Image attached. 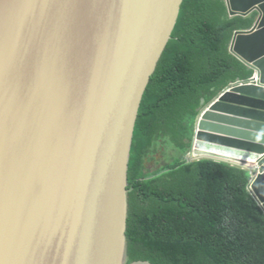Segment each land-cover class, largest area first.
I'll list each match as a JSON object with an SVG mask.
<instances>
[{
    "label": "water",
    "instance_id": "obj_1",
    "mask_svg": "<svg viewBox=\"0 0 264 264\" xmlns=\"http://www.w3.org/2000/svg\"><path fill=\"white\" fill-rule=\"evenodd\" d=\"M185 1L0 0V264H152L130 262L129 166ZM224 1L255 74L199 112L186 161L248 170L264 208V0Z\"/></svg>",
    "mask_w": 264,
    "mask_h": 264
},
{
    "label": "trees",
    "instance_id": "obj_2",
    "mask_svg": "<svg viewBox=\"0 0 264 264\" xmlns=\"http://www.w3.org/2000/svg\"><path fill=\"white\" fill-rule=\"evenodd\" d=\"M227 13L221 0H186L146 92L129 166L131 263L264 264V208L250 190L251 173L217 160L182 159L201 100L254 75L231 52L235 31L252 20ZM169 149L174 162L151 173L148 164Z\"/></svg>",
    "mask_w": 264,
    "mask_h": 264
},
{
    "label": "crops",
    "instance_id": "obj_3",
    "mask_svg": "<svg viewBox=\"0 0 264 264\" xmlns=\"http://www.w3.org/2000/svg\"><path fill=\"white\" fill-rule=\"evenodd\" d=\"M221 1L226 5V3H225L224 0H221ZM227 17L230 18L229 12L227 13ZM248 68L251 69L249 66H248ZM251 70H253V69H251ZM253 71H254V74H255V70H253ZM242 79L243 78H239V79H237L235 81H239V80H242ZM235 81H233V82H235ZM165 142L167 144H169L167 138H166ZM162 143H163V140L160 139L157 144L161 145ZM169 150L170 151L168 152V155L167 156H163L161 152L159 154H157V155L154 156V159L151 161L150 164H148V169L150 170L151 173L157 172L159 169L166 167L167 164L171 163V161H169L170 159H172V161L174 162V160L176 159V153H175V151L173 149H169ZM188 152H190V151H188ZM186 157H187V155H186ZM186 157L185 158L183 157L182 159L185 160ZM179 158H180V156L177 155V159H179Z\"/></svg>",
    "mask_w": 264,
    "mask_h": 264
},
{
    "label": "rangeland",
    "instance_id": "obj_4",
    "mask_svg": "<svg viewBox=\"0 0 264 264\" xmlns=\"http://www.w3.org/2000/svg\"><path fill=\"white\" fill-rule=\"evenodd\" d=\"M213 95L212 94H207L202 100H201V103H200V106L198 108V113L194 116V118L192 119L191 121V132H193L194 134V131H195V126H196V122H197V117H198V114L199 112H201V110L207 105V103L211 100V97ZM154 165V164H153ZM160 167V166H159Z\"/></svg>",
    "mask_w": 264,
    "mask_h": 264
},
{
    "label": "built area",
    "instance_id": "obj_5",
    "mask_svg": "<svg viewBox=\"0 0 264 264\" xmlns=\"http://www.w3.org/2000/svg\"><path fill=\"white\" fill-rule=\"evenodd\" d=\"M259 80V77L257 76V81Z\"/></svg>",
    "mask_w": 264,
    "mask_h": 264
}]
</instances>
